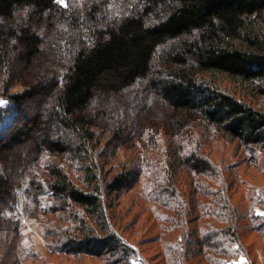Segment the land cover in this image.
Returning <instances> with one entry per match:
<instances>
[{"label": "trees", "instance_id": "trees-1", "mask_svg": "<svg viewBox=\"0 0 264 264\" xmlns=\"http://www.w3.org/2000/svg\"><path fill=\"white\" fill-rule=\"evenodd\" d=\"M0 100V264H132L131 190L159 264H256L264 0H131L115 17L106 0H0ZM19 207L41 214L44 253L22 249Z\"/></svg>", "mask_w": 264, "mask_h": 264}, {"label": "rangeland", "instance_id": "rangeland-1", "mask_svg": "<svg viewBox=\"0 0 264 264\" xmlns=\"http://www.w3.org/2000/svg\"><path fill=\"white\" fill-rule=\"evenodd\" d=\"M91 0H58V2L62 5H71L75 8H82L86 3L90 2ZM107 2V11L110 14V17H115L121 14L123 11H125L128 7V4L131 2V0H106ZM43 33L44 39H47L46 33H44L43 29L41 31ZM19 87L16 86L12 90H17ZM7 102L5 100H0V106H6ZM31 102H28L26 104V109H30L33 107L31 105ZM31 106V107H29ZM51 159V156H44L42 164H45V162ZM262 162H264V156L262 159ZM39 166L38 171L39 174L42 175L43 166ZM246 167L245 165L241 166V169L244 170ZM243 172V173H244ZM249 174V173H248ZM247 174V175H248ZM251 180L255 182H259L260 185L261 182H264V176L260 173H257L255 177L247 176ZM135 190H131L127 194H124L120 198V205L119 207L127 208L128 206H131L130 210V216L138 215L137 217V225L133 227L132 229V237L129 238L130 240L135 239V241H140V245L138 246V249L141 251V255L136 256L132 259V264H159L158 258H156L155 253H157L158 247L156 243L146 242V240L149 239L150 236L153 235L154 230L151 227V219L147 216V213L144 211V208L142 206V202L135 198ZM24 199L21 198V202ZM141 202V203H140ZM144 205V204H143ZM32 212V211H31ZM28 213L22 210L21 207L18 208V217L20 219L22 233H23V242H22V249L23 250H37L42 253L46 251L44 240L41 236L40 232V221H41V214L40 213ZM256 214L259 215L263 221H264V208L263 209H257ZM131 218V217H130ZM264 230V229H262ZM245 234H247V231H245ZM247 237L254 242V245L252 246L251 252L252 256L255 259L256 264H264V244L260 241L259 235L250 233L247 235ZM247 238V239H248ZM64 264H105L101 260L97 258L87 257L83 256L78 258H71L69 261H64ZM230 262V261H229ZM222 263V264H227Z\"/></svg>", "mask_w": 264, "mask_h": 264}, {"label": "crops", "instance_id": "crops-1", "mask_svg": "<svg viewBox=\"0 0 264 264\" xmlns=\"http://www.w3.org/2000/svg\"><path fill=\"white\" fill-rule=\"evenodd\" d=\"M227 264H247V261L245 260L244 257L239 256L236 259L231 260Z\"/></svg>", "mask_w": 264, "mask_h": 264}]
</instances>
